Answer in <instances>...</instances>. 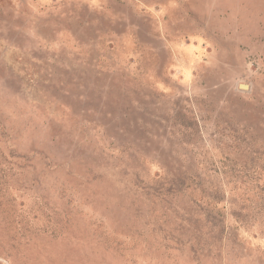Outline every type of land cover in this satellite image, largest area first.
Segmentation results:
<instances>
[{
	"label": "rangeland",
	"instance_id": "374dc122",
	"mask_svg": "<svg viewBox=\"0 0 264 264\" xmlns=\"http://www.w3.org/2000/svg\"><path fill=\"white\" fill-rule=\"evenodd\" d=\"M0 264H264V0H0Z\"/></svg>",
	"mask_w": 264,
	"mask_h": 264
},
{
	"label": "water",
	"instance_id": "95a60500",
	"mask_svg": "<svg viewBox=\"0 0 264 264\" xmlns=\"http://www.w3.org/2000/svg\"><path fill=\"white\" fill-rule=\"evenodd\" d=\"M241 85H246V86L248 87V85H247V84H241Z\"/></svg>",
	"mask_w": 264,
	"mask_h": 264
},
{
	"label": "bare ground",
	"instance_id": "6f19581e",
	"mask_svg": "<svg viewBox=\"0 0 264 264\" xmlns=\"http://www.w3.org/2000/svg\"><path fill=\"white\" fill-rule=\"evenodd\" d=\"M243 87V86H242Z\"/></svg>",
	"mask_w": 264,
	"mask_h": 264
}]
</instances>
